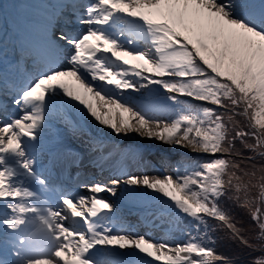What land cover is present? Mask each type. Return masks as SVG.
I'll list each match as a JSON object with an SVG mask.
<instances>
[{
    "label": "snow or ice",
    "instance_id": "1",
    "mask_svg": "<svg viewBox=\"0 0 264 264\" xmlns=\"http://www.w3.org/2000/svg\"><path fill=\"white\" fill-rule=\"evenodd\" d=\"M257 2L259 7L255 6ZM38 3L48 6L40 10L41 23L28 24L22 29L17 44L21 59L0 68V105L3 94L14 91L13 103L21 112L0 126V201L11 213L0 219V223L9 231L18 233L28 214L40 211L32 201L41 197L14 183V177L22 173L37 179L45 191H59L37 176L35 164L44 157L40 140L51 118H62L66 126H78L69 116L70 110L90 116L117 135L135 132L144 138L188 147L193 152L221 155L203 162L199 170L187 175L124 176L127 185L159 193L180 213L198 222L194 225L196 235L189 234L183 243L157 241L143 235L112 234L94 223L91 218L113 208L100 195L115 194L120 181L112 180L108 184L85 185L87 196L78 195L75 199L62 196V208L46 206L48 215L38 217L43 228L30 234L36 239L39 231L45 233L42 240L36 239L44 245L43 250L34 256L23 255L21 246L25 238L18 235L12 247L15 264H99L90 255L97 245L135 248L156 264H215L216 261L227 264L223 256L217 255L211 238L206 232L200 234V229L207 227L205 217L213 218L234 238L249 245L218 202L230 191L237 193L238 202L243 199L264 240V184L256 202L249 200L248 191L254 185L244 184L235 171L230 172V168L239 170V165L226 158L232 154L236 140L253 151L260 150L264 156V0H96L86 6L85 18L80 20L90 26L75 36L53 28L54 19L64 7L62 2L39 0ZM113 13L142 22L145 30L134 38L144 42L143 49L129 47L133 38H126L125 44L91 27L103 25ZM25 59H30L34 67H26ZM166 76L179 79L166 81L163 79ZM133 78L160 84L169 93L210 102L220 108L230 105L233 112L242 108L240 114L248 116L249 129L245 131L232 123L235 134L231 135L232 117L226 123L212 107L199 109L198 117L192 114L194 106L185 105L189 114H181L170 123L158 116L147 118L110 94L109 86L120 91L134 89ZM252 136L256 137L255 144L246 140ZM93 144L102 148V142L95 138ZM26 145L31 146V153ZM114 150L122 157L132 151L115 146ZM111 155L109 152L100 159ZM55 159L48 157L50 172H55ZM242 188L243 197L239 195ZM73 218L83 221L84 230L65 225V221ZM98 227L102 230L98 231ZM260 247L264 250V243ZM0 264L8 262L0 258ZM254 264H264V256Z\"/></svg>",
    "mask_w": 264,
    "mask_h": 264
},
{
    "label": "rangeland",
    "instance_id": "2",
    "mask_svg": "<svg viewBox=\"0 0 264 264\" xmlns=\"http://www.w3.org/2000/svg\"><path fill=\"white\" fill-rule=\"evenodd\" d=\"M24 1L26 2V6L29 7V1ZM28 7H25L24 10V14L26 15H28ZM35 7L40 8L46 6L38 3ZM237 11L239 12V4L237 7ZM143 48L144 47L140 49ZM163 79L166 81H175L179 78L174 76H166ZM133 82L136 84V87L133 89V92L130 93V95L132 96V102L134 105H139L138 111L141 114L143 113L142 115H145L147 118H153L158 116L164 122L170 123L173 119L178 118L181 114H189V110L185 107V105L194 106L195 110L192 112V114L198 117L201 115L199 109H202L203 107H211L209 103L197 101L188 96L169 93L162 87V85L157 83L148 84L147 81H143L140 78H134ZM141 84H145L146 86L141 87ZM173 95H175V99L170 98ZM144 100L149 101L150 106H147L145 104L146 101ZM212 108L217 109L215 107ZM107 130L108 128H103L100 132H105L108 135L113 132L112 129L111 132ZM88 131H90L91 134H88ZM98 133V131L93 129H86L83 131V134L87 140L93 138L100 140L98 138ZM135 137L138 140H141L143 142V145H147L148 147H137L136 144L131 145V142L125 140L124 143L126 144H123V147L121 149H124L126 152H128V150L130 149L132 150L131 152H128V157L132 160L134 164H150L152 165V167L148 166L149 169H143L139 167L135 168L131 167L129 164L127 172H125L124 174L117 172L115 175H113V178L111 179L106 177L103 181L107 184L110 183L112 180L120 181V183L116 186L115 194L117 195L122 194L125 190L122 186L123 179L125 178L124 176L148 175L150 178L154 176H159L162 178L163 175H165L166 173H170L174 176L187 175L199 170V165L203 162L209 161V154L193 152L188 147H181L174 144H169L165 141H160L155 138H144L141 137L139 134ZM100 141L102 142V140ZM140 150L143 151L142 156ZM133 153H135L136 155H134ZM114 154L120 155L118 151H115ZM219 156L220 155L212 157L211 159L219 158ZM226 158L230 160V157L226 156ZM97 182H99V180H95L94 183ZM132 187L133 186H129V189H132ZM146 191L148 192L149 190ZM160 209H163L162 213H159ZM217 222L218 221L216 220L206 222L207 227H202L200 229V234L206 232L207 237L211 238V241L213 242L212 246L215 249L217 248L216 242L218 241V237L215 236V231L217 230V228L213 227L212 224ZM145 223L146 226H143L141 224V221L137 218L133 221L131 219H125L122 233L133 236H150L152 239L157 241L166 239V242L173 244L183 243L188 238L189 234L196 235V228H194V225L198 222L195 221L193 218L188 217L183 213H180L176 209V207L170 202L151 213L148 217V221ZM130 249L135 250V248ZM219 264H221V262H219Z\"/></svg>",
    "mask_w": 264,
    "mask_h": 264
},
{
    "label": "trees",
    "instance_id": "3",
    "mask_svg": "<svg viewBox=\"0 0 264 264\" xmlns=\"http://www.w3.org/2000/svg\"><path fill=\"white\" fill-rule=\"evenodd\" d=\"M259 7V2L256 3ZM228 110H231L229 105ZM223 108L217 111L218 114H221L223 117L229 116L232 117V122L230 123V134H235V129L231 127V124L239 125V128L247 131L249 129V122L244 115H241L243 109L236 108L235 112L231 110L232 113L227 115L222 114ZM228 123V120L226 121ZM246 140L249 144L256 143V137L252 136L250 138L246 137ZM227 147V143H225ZM221 155V154H217ZM230 161L234 164L239 165V170L230 168L229 171H235L238 177H241L244 184L254 185L248 191V199L256 202V198L261 196L262 190L261 185L264 184V156L260 155V150L253 151L249 148H246L240 140L235 141V147L232 150L230 156ZM249 175H245V173ZM254 173V176L252 175ZM227 180L228 177L226 176ZM245 190L242 188L239 195L243 197ZM236 195L234 191H230L228 195L220 197L218 202L221 207H223L229 214L232 222L240 229V234L242 237L248 239L249 245H244L240 242L239 239H236L232 236V233L218 221L213 223L212 226L216 227L215 236L218 237L217 244V255L223 256L227 261V264H254L256 259H259L261 256H264V250L260 247L261 243H264V240L261 239V233L256 224L255 220L252 219L249 208L244 206V201L236 200ZM210 220L207 222L214 221L213 218H207ZM217 221V220H216ZM220 261H216L215 264H219Z\"/></svg>",
    "mask_w": 264,
    "mask_h": 264
},
{
    "label": "bare ground",
    "instance_id": "4",
    "mask_svg": "<svg viewBox=\"0 0 264 264\" xmlns=\"http://www.w3.org/2000/svg\"><path fill=\"white\" fill-rule=\"evenodd\" d=\"M35 11L40 14V12H39V10L37 8H36ZM42 18H43V16H41V19ZM137 24L141 27L140 28V32H142V31L145 30V26L142 24V22L138 21ZM74 112L77 113L79 111L74 110ZM82 116H83V113H82ZM85 116L87 117L88 122L91 125L90 127L93 128L94 130L100 132L103 128H108L107 131L111 132V129L108 126L99 125L90 116H87V115H85ZM76 123H77V119H76ZM72 129H73V127H70L69 129L66 127L63 130L58 129L56 131V133H55V137H53L52 140H51V142H50V144L54 145L57 148L58 152L61 153V154L69 155V147H68L67 143L70 144L71 143L70 141H73V139H74L72 137V135H71ZM111 133H113V132H111ZM133 133L138 135V133H135V132H133ZM128 134L129 133H126V135H128ZM110 147L111 148H109L108 146H106L105 148L104 147L101 148V147L95 146L93 144V141H89V140L84 141L82 143V145H81V149H82L81 154H82V157H85L86 160H91V161L90 162H87V163H82L83 167L86 168V169H88V170H93V167H96L97 170H94V172L99 173V176L100 177H104L105 173H104V171L102 170L101 167L103 165H107L106 163L108 162V158L107 159H100V157L102 155L105 156V157H107L109 152H113L114 151V147L112 145ZM63 149H67V151H65ZM110 159H111L112 162L115 161V156L113 155V153H112ZM129 164H130L131 167H135V168H138L139 167V168H143V169H149L148 166L152 167V165H150V164H148V165H136V164H134L132 162L131 159H129ZM91 173H93V172H91ZM144 190H149V189H147L146 187L135 186L133 188V190H132V193H133L132 194V197H134V199H138L139 200L140 199L139 195H140V193H145ZM149 191H150V195L152 197H151V200L148 202V204H154V205L158 204L160 206H163L166 203H169L170 202L166 198L162 197L159 193H157L155 191H151V190H149ZM122 196H123L124 199L128 197V195H124V193H123ZM114 216L115 215H111V218H115ZM117 264H122V263L121 262H118Z\"/></svg>",
    "mask_w": 264,
    "mask_h": 264
},
{
    "label": "clouds",
    "instance_id": "5",
    "mask_svg": "<svg viewBox=\"0 0 264 264\" xmlns=\"http://www.w3.org/2000/svg\"><path fill=\"white\" fill-rule=\"evenodd\" d=\"M30 2H32V1L30 0ZM24 4H26V2H24ZM25 7H28V6H25ZM30 8H32V4H30ZM28 9H29V7H28Z\"/></svg>",
    "mask_w": 264,
    "mask_h": 264
}]
</instances>
